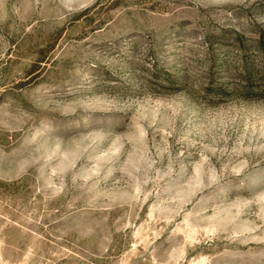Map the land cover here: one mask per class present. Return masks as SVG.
Instances as JSON below:
<instances>
[{
  "label": "rangeland",
  "instance_id": "obj_1",
  "mask_svg": "<svg viewBox=\"0 0 264 264\" xmlns=\"http://www.w3.org/2000/svg\"><path fill=\"white\" fill-rule=\"evenodd\" d=\"M259 49L264 0H0V264H264Z\"/></svg>",
  "mask_w": 264,
  "mask_h": 264
},
{
  "label": "trees",
  "instance_id": "obj_2",
  "mask_svg": "<svg viewBox=\"0 0 264 264\" xmlns=\"http://www.w3.org/2000/svg\"><path fill=\"white\" fill-rule=\"evenodd\" d=\"M259 51L263 55V60L258 65L250 67L245 63L243 64V71L246 77H250V75L255 72H262L264 74V49H259ZM245 87L249 88L248 85H245Z\"/></svg>",
  "mask_w": 264,
  "mask_h": 264
}]
</instances>
